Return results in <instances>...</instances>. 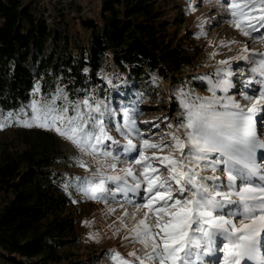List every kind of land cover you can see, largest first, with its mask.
Segmentation results:
<instances>
[{"label":"snow or ice","instance_id":"1","mask_svg":"<svg viewBox=\"0 0 264 264\" xmlns=\"http://www.w3.org/2000/svg\"><path fill=\"white\" fill-rule=\"evenodd\" d=\"M216 3L241 35L255 40L254 33H261L259 39L264 42V0ZM194 10L190 4L189 11ZM204 23L198 38L207 35ZM242 52L247 54L236 59L249 62L253 74L242 81L243 89L256 84V94L241 90L247 104L228 95L217 97L216 88L227 93L233 87L230 80L220 79L209 89L211 97H196L192 102L182 98L184 120L168 134V143L150 139L142 140L139 146L133 143V136L142 135L134 118L135 106L121 107L122 120L116 121V110L102 101L90 96L70 101L62 88L41 96L39 84L26 106L18 111L0 109V130L20 126L54 131L80 157H90L97 165L90 175L75 177L66 189L71 186L98 203L116 202L120 196L135 208L132 228L129 230L124 222L129 216L125 211L115 234L128 230L124 239L140 244L141 249L127 256L110 250L113 264H205L209 256L216 257L212 264H264V164L257 162L258 150L264 161V139L258 134L256 119L264 113V52H254L247 45ZM224 71L218 69L215 75ZM226 75L231 76V71ZM114 122L116 132L126 140L124 145L109 134V125ZM260 125L264 128V115ZM113 145L122 151L113 155ZM166 150L167 155H156ZM148 151L153 155H145ZM133 152L138 153L133 157L134 167L118 169L117 165L125 162L120 156L127 158ZM74 159L77 166L89 171L83 159ZM134 198L142 202L136 203ZM141 210L143 217L137 221L136 213Z\"/></svg>","mask_w":264,"mask_h":264},{"label":"trees","instance_id":"2","mask_svg":"<svg viewBox=\"0 0 264 264\" xmlns=\"http://www.w3.org/2000/svg\"><path fill=\"white\" fill-rule=\"evenodd\" d=\"M85 7L57 2L63 34L48 22L40 0H0V109L19 110L32 99L36 81L47 91L58 77L72 96L76 88H97L103 96L110 84L134 92L153 72L175 78L199 55L198 48L189 53L176 43L154 0H101L94 16L83 14ZM71 16L91 31L88 44L68 34ZM49 40L54 49L45 54ZM18 140L20 145L0 137V259L60 264L58 249L75 233L65 188L71 180L54 168L64 151L44 129L26 130Z\"/></svg>","mask_w":264,"mask_h":264},{"label":"rangeland","instance_id":"3","mask_svg":"<svg viewBox=\"0 0 264 264\" xmlns=\"http://www.w3.org/2000/svg\"><path fill=\"white\" fill-rule=\"evenodd\" d=\"M57 1L41 0V3L42 6L52 10L53 7H56ZM154 1L163 12V18L168 21L169 28L172 31L171 36L175 38L176 43L183 44L184 48L189 49V53L194 51L193 48H198L196 52L199 55L195 56L194 53V63L191 66L184 68L181 73H176V77L171 80H166L153 72L150 79L134 89V92L122 89L120 85L110 84L103 91V96L98 94L97 88H76L75 96H72L60 84V77H58L54 81V88L47 91L42 89L40 81H36L35 87L39 84L40 95L49 96L57 88H62L70 101L82 100L90 96L95 100L102 101L109 108L116 110V121L122 120V115L119 111L121 107L135 106L137 112L134 118L142 135L140 138L133 136L132 140L138 146L144 139H150V142L154 143H160L161 141L168 143L171 139L168 134L176 131L179 123L184 120V109L181 106V99L187 98L189 102H192L196 97H211L212 92L209 89L217 80L228 79L233 84V87L228 89L227 93L220 88H216L217 97L228 95L234 97L241 104H247L248 101L241 98L240 92L243 89L242 81L253 76L250 71L252 65L247 61L237 60L236 58L247 54L242 52L245 45L254 52H264V42L259 39L261 33H254L257 37L255 40L241 35L239 31L229 25L227 12L216 3V0ZM85 2L87 4V14L94 16L100 13L101 0H87ZM224 2L226 3V0ZM190 4L194 7V11H189ZM69 19L68 34L74 38L77 37L83 45L88 44L91 31L80 25L78 20L75 21L73 16ZM202 21H206L203 25V30L207 35L198 38L197 34L201 31L200 25ZM230 41H235V43H229ZM221 42L228 46H222ZM45 48V54H47L54 49V42L49 40ZM213 53H216L214 57ZM220 61H229L230 63L222 65L219 63ZM29 63L35 71L36 67L33 65L32 57ZM221 68L225 69V71L215 75L217 70ZM228 71H231V76L226 75ZM204 77L206 79H201ZM193 79H196L201 84V86L197 85V89L191 83ZM258 88V85L252 84L250 89L243 90L248 95H255L256 93L253 90ZM182 93L186 94V97H182ZM131 95L133 97L129 98L130 101L126 100ZM60 102L58 101V103ZM261 115H264V113ZM261 115L256 117L257 130L261 139H264V128H261L260 125ZM109 128L111 129L109 134L119 141L120 145L126 144L124 137L116 132L115 122L110 124ZM32 129L42 128L6 127L0 130V137L20 145L18 135ZM182 131L181 129V133ZM49 132L56 135L59 145L64 151V155L60 158V163L54 168L57 171L66 173L71 182H75V177L90 175L91 170L97 167V165L92 163L91 158L87 156L80 157L78 151L69 142L62 139L54 131ZM112 148L113 155H117L118 152L122 151L117 145H113ZM167 154V150L163 153H156L159 156ZM258 154H261V150H258ZM137 155L138 153L136 152L129 154L127 158L121 155L120 159L125 162L118 164V169L129 166L134 167L133 157ZM145 155L151 156L153 153L148 151ZM176 155H179V153L177 152ZM260 156L257 158V162L264 164ZM77 157L84 160L89 166V171L75 164L74 158ZM67 192L71 197L67 213L75 220V233L70 239V244L58 249V252L63 255L60 264H113L110 259V250L119 251L122 255L127 256L128 253L141 249L140 244L131 243L124 239L125 236L129 235L128 230L121 229L119 234H115L117 229L121 228L119 218L124 215L125 211L129 213V216L124 221L128 229L130 230L135 223L131 218V214L136 210L131 204L125 203L122 197L117 196L116 202L109 200L107 203H98L84 198L71 186L67 188ZM134 199L136 203L142 202L138 198ZM73 201L76 202L74 203ZM109 209H115V211L110 212ZM143 214L144 210L136 213V220L138 221L142 218ZM86 221L90 223L86 225ZM91 236H95L96 239H91ZM139 254L143 255V252H139ZM215 259V256L205 257V264H212ZM0 264H4L2 259H0Z\"/></svg>","mask_w":264,"mask_h":264},{"label":"built area","instance_id":"4","mask_svg":"<svg viewBox=\"0 0 264 264\" xmlns=\"http://www.w3.org/2000/svg\"><path fill=\"white\" fill-rule=\"evenodd\" d=\"M59 1H63V2H67V3H74V4H77V3H81L83 4L84 6L86 5V2L87 0H58L57 2ZM84 2V3H83ZM40 7H41V10L43 11L45 17L47 18L48 22L54 27L56 26L58 30H60L63 34H65V28L64 26H62L61 24V16H60V13L57 9V5L56 7L52 8H48L46 6H42V3H41V0H40ZM87 7L84 8L83 10V14L86 13V10ZM75 12H72V14L74 15ZM57 14V15H55Z\"/></svg>","mask_w":264,"mask_h":264}]
</instances>
